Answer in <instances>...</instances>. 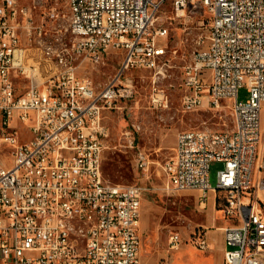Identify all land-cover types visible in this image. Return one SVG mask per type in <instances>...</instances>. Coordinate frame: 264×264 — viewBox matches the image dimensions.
<instances>
[{
  "label": "built area",
  "instance_id": "2783aa9c",
  "mask_svg": "<svg viewBox=\"0 0 264 264\" xmlns=\"http://www.w3.org/2000/svg\"><path fill=\"white\" fill-rule=\"evenodd\" d=\"M167 3L178 18L197 3L210 15L205 46L183 67V108L229 102L234 128L179 132L163 165L165 189L198 192L202 209L217 194L231 222L223 228L225 264H264V0H67L69 42L59 22L48 23L60 20L49 0H0V147L11 156L0 160V264H144L146 189L105 180L104 113L133 97L128 72L162 73L169 28L156 21ZM110 53L122 61L107 84L78 74ZM244 85L250 98L239 102ZM164 97L155 93L153 102ZM21 126L30 140L21 141ZM140 131L125 129L123 147L136 149ZM149 163L138 150L137 170L145 173ZM214 163L223 165L216 186ZM190 240L209 248L203 230ZM184 242L173 232L170 253Z\"/></svg>",
  "mask_w": 264,
  "mask_h": 264
},
{
  "label": "rangeland",
  "instance_id": "374dc122",
  "mask_svg": "<svg viewBox=\"0 0 264 264\" xmlns=\"http://www.w3.org/2000/svg\"><path fill=\"white\" fill-rule=\"evenodd\" d=\"M25 3L30 0H23ZM49 6L57 8L59 21L49 20L50 25L59 22L64 30L66 40L70 35L65 32L69 25V8L67 0H49ZM187 15L175 17L171 3L158 13L156 24L169 28L167 52L162 73L156 70L137 69L128 72L127 78L134 84V95L123 101L124 108L105 111L104 124L109 129V137L103 158L105 180L113 184H143L145 187L141 209L142 262L144 264H162L168 260L169 238L173 232H179L185 240L195 233L205 230L210 205L200 207L198 192H172L165 189L167 177L163 165L174 154L177 135L181 131L193 129H210L216 132H230L234 128L232 109L229 102H223L219 108L204 103L201 107L187 111L183 108L184 90L183 67L191 61L196 50L205 46V36L210 25V15L206 8L190 4ZM39 21L43 19L41 10H36ZM122 55L110 53L105 64L97 66L85 62L77 70L79 75L90 77L96 84L104 85L118 73ZM165 97L163 101L153 102L155 93ZM250 98L247 86L238 90L239 102ZM133 124L141 126L137 134L136 149L124 148L122 134ZM27 126H21V141L31 139ZM143 150L149 156L148 170H137L135 154ZM9 149L0 147V160H9ZM221 163L211 166L210 182L217 184V172ZM219 208V206L217 205Z\"/></svg>",
  "mask_w": 264,
  "mask_h": 264
},
{
  "label": "crops",
  "instance_id": "0c3cea01",
  "mask_svg": "<svg viewBox=\"0 0 264 264\" xmlns=\"http://www.w3.org/2000/svg\"><path fill=\"white\" fill-rule=\"evenodd\" d=\"M207 204L210 205L211 212L208 216L209 225L203 231L206 233L209 248L205 251L200 250L190 242V238L184 239L185 242L181 249L168 256L171 264H225L223 228L230 225L231 222L224 218L221 210L217 207V194L211 192Z\"/></svg>",
  "mask_w": 264,
  "mask_h": 264
}]
</instances>
